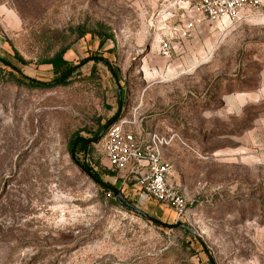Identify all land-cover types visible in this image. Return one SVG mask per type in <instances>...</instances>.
<instances>
[{"label": "rangeland", "instance_id": "obj_1", "mask_svg": "<svg viewBox=\"0 0 264 264\" xmlns=\"http://www.w3.org/2000/svg\"><path fill=\"white\" fill-rule=\"evenodd\" d=\"M197 3L0 0V264H264V16L209 22ZM61 49L87 60L66 84L12 74L53 82L40 62ZM115 116L175 135L163 159L198 240L109 204L71 160L69 140ZM127 199L175 223L147 194Z\"/></svg>", "mask_w": 264, "mask_h": 264}, {"label": "built area", "instance_id": "obj_2", "mask_svg": "<svg viewBox=\"0 0 264 264\" xmlns=\"http://www.w3.org/2000/svg\"><path fill=\"white\" fill-rule=\"evenodd\" d=\"M201 19L209 22L226 21L230 25L242 22L251 14L264 16V0H198ZM163 51L167 52L166 44ZM175 135L165 137L142 128H131L130 123L118 119L107 127L94 144L106 160L107 171L124 191H141L167 208L175 222L187 220L185 195L169 182L171 165L163 159L162 149Z\"/></svg>", "mask_w": 264, "mask_h": 264}, {"label": "trees", "instance_id": "obj_3", "mask_svg": "<svg viewBox=\"0 0 264 264\" xmlns=\"http://www.w3.org/2000/svg\"><path fill=\"white\" fill-rule=\"evenodd\" d=\"M85 35V33H81L80 36ZM93 35V37L97 36L100 39L102 37H104V35H102L101 33L98 34H91ZM66 52V49H61L59 50L57 53H55L51 58L48 59H44L42 60L40 63L41 64H48L51 66L52 72L55 74V79L53 80V82L50 83H46V82H40L37 81L35 79L29 78L25 75H23L20 71L16 72L17 73H12L14 75V77L16 78L17 81H19L20 83H24L26 86L29 87H37V88H46V87H51L53 85H63L66 84L68 79L71 77L72 73H74L75 71H77L82 63H84L85 61H87L86 59L82 60V62L80 64H73L71 63L69 60H67L64 56ZM15 57L23 64L26 63L25 60H23L17 53L15 54ZM121 114V112L118 114V116ZM111 119H109L107 121V123L110 121ZM106 124L99 126L97 128V130L94 131V133H92V135L90 136V138H85V139H92L95 136L99 135L101 130L105 127ZM76 137H78V135L72 137L68 144H67V150L70 153V157H71V151H72V146L75 142ZM84 138V137H83ZM94 145V144H93ZM92 144L86 145L85 142L83 140H80L77 142L75 150H74V158L71 157L72 161H79L85 164H87V166L91 169V171L93 172V174L98 177L101 178L100 173L93 167L92 164H88V154L87 151L89 149H91ZM82 158H84L86 161H84V159L82 161H80ZM80 157V159L78 158ZM108 174H110L109 171H107ZM111 175V174H110ZM98 189L101 191V193L103 195H105V199L109 204H112L118 208H123L126 212H134L133 211V206L132 204L128 201L127 196L129 194V190L128 191H124V189H121V193L123 195V198H117L115 199L112 195V193L110 191H108L107 189L98 186ZM136 214V213H135ZM137 216H139V214H136ZM178 223V222H175ZM170 228H178V229H182L185 231V233L190 237L191 240H198L196 238V236L194 234H192L191 232L181 228V227H175L174 224L171 225Z\"/></svg>", "mask_w": 264, "mask_h": 264}, {"label": "water", "instance_id": "obj_4", "mask_svg": "<svg viewBox=\"0 0 264 264\" xmlns=\"http://www.w3.org/2000/svg\"><path fill=\"white\" fill-rule=\"evenodd\" d=\"M120 111H121V106H119L118 114L120 113ZM116 118H117L116 116L114 118H112L105 125V127L102 129L100 134L95 136L92 139H85V138H83L81 136L76 137L75 142H74V144L72 146L71 157L74 158V150H75V147H76V144H77L78 141L83 140L86 145L95 144L100 139V137L103 135V133L106 131L107 127L110 126L116 120ZM84 161H86V160L84 159ZM74 162H75L76 166L85 174V176L88 177L93 183H95L96 185L101 186V187L107 189L108 191H110L115 199L123 198V195H122V193H121L119 188H116L112 184H110L108 182H105L101 178L96 177L93 174V172L91 171V169L87 166V164H85V162L82 163V162H79L77 160H75ZM132 209H133V211L135 213L139 214L140 216L145 217L146 219H148L150 221L156 222V223L164 225L166 227H171V225L165 224V223H163L161 221H158V220L152 218L151 216L147 215L144 211H142V210H140V209H138L136 207H133ZM174 226L175 227L185 228L187 231L191 232L192 234L195 233L194 230L191 227L183 224L182 222L174 223ZM206 252H207V254H209V252L207 250H206ZM209 259L211 261V264H214V260H213V258L210 255H209Z\"/></svg>", "mask_w": 264, "mask_h": 264}, {"label": "crops", "instance_id": "obj_5", "mask_svg": "<svg viewBox=\"0 0 264 264\" xmlns=\"http://www.w3.org/2000/svg\"><path fill=\"white\" fill-rule=\"evenodd\" d=\"M164 149V148H163ZM163 149H162V155H163Z\"/></svg>", "mask_w": 264, "mask_h": 264}]
</instances>
